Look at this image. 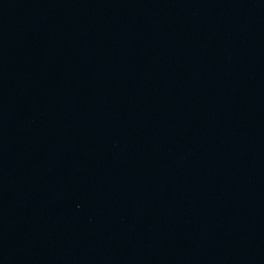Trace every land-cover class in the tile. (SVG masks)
Masks as SVG:
<instances>
[{
    "label": "water",
    "instance_id": "95a60500",
    "mask_svg": "<svg viewBox=\"0 0 264 264\" xmlns=\"http://www.w3.org/2000/svg\"><path fill=\"white\" fill-rule=\"evenodd\" d=\"M0 264H264V0H0Z\"/></svg>",
    "mask_w": 264,
    "mask_h": 264
}]
</instances>
